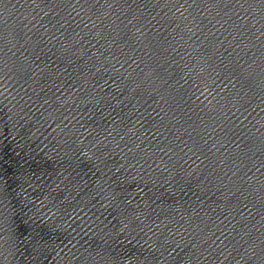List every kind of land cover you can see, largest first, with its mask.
Returning a JSON list of instances; mask_svg holds the SVG:
<instances>
[{
  "label": "water",
  "instance_id": "obj_1",
  "mask_svg": "<svg viewBox=\"0 0 264 264\" xmlns=\"http://www.w3.org/2000/svg\"><path fill=\"white\" fill-rule=\"evenodd\" d=\"M0 235L264 264V0H0Z\"/></svg>",
  "mask_w": 264,
  "mask_h": 264
}]
</instances>
